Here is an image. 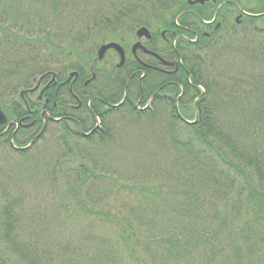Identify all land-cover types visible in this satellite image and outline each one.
I'll list each match as a JSON object with an SVG mask.
<instances>
[{"label":"trees","instance_id":"16d2710c","mask_svg":"<svg viewBox=\"0 0 264 264\" xmlns=\"http://www.w3.org/2000/svg\"><path fill=\"white\" fill-rule=\"evenodd\" d=\"M175 10L172 0H0V108L18 122L0 126V264H264V28L219 52L211 38L179 36L185 68L169 86L150 71L140 89L96 58L101 43L128 46L138 26L170 16L193 37L174 26ZM70 70L81 105L67 108L66 89L62 107L20 97L40 75ZM139 96L152 100L145 112ZM46 108L59 121L15 150L12 138L33 139ZM42 199L55 211L36 207Z\"/></svg>","mask_w":264,"mask_h":264},{"label":"flooded vegetation","instance_id":"af4514ba","mask_svg":"<svg viewBox=\"0 0 264 264\" xmlns=\"http://www.w3.org/2000/svg\"><path fill=\"white\" fill-rule=\"evenodd\" d=\"M184 4L185 6L183 9L176 12L178 15L175 18H182L185 21L184 24L181 25V28L194 35V41L197 42L198 45L203 43L202 39L204 37L208 38V33H215L228 27H230L229 30H231L233 27L232 25H243L244 23L252 22L255 19L264 20V0H240L238 2L235 0H199L195 4H190L188 0H185ZM196 22L197 26H194ZM145 27L148 30V36L144 35L143 37L138 38L140 40L139 43L143 48L155 52L159 56V59L155 55L145 52L142 47H138L130 59L131 65L127 68V71L137 76L140 84L143 79H146L147 81L151 74L150 71L163 75L166 77L165 82L169 83L171 79L175 78V75L180 70H175L176 66L183 64V57L180 55L179 48L172 44L174 39L171 37L175 34V30L172 31L169 27L164 26L159 30L160 38H158L154 25ZM166 62H172L173 64L167 65ZM78 76L77 73L70 82L66 83L68 85L63 83L60 84L62 80L59 81V77L55 76V83L50 84V86L45 88L44 92L41 94L44 104L52 101L54 107H62L65 103L62 104L60 101L58 102L59 97L62 95H59L60 88L67 86L69 91L72 92L73 84L75 82L79 83ZM88 78L82 82V90H84L87 85L85 82ZM47 82L42 84V87H44ZM48 90H53V92H49ZM72 94L73 92L70 93V98L61 99L67 103L68 109L74 107V103L72 102L76 103L77 101V106H79L83 101V95L80 97L77 94L74 98V95ZM95 98L96 97L94 96H89L86 105L90 107L91 100ZM142 98V96H139L136 102L139 104L142 101ZM113 100L114 98L110 99V101ZM109 104L110 103L107 105ZM48 116L50 115L48 114ZM64 118L72 120L70 113Z\"/></svg>","mask_w":264,"mask_h":264},{"label":"rangeland","instance_id":"374dc122","mask_svg":"<svg viewBox=\"0 0 264 264\" xmlns=\"http://www.w3.org/2000/svg\"><path fill=\"white\" fill-rule=\"evenodd\" d=\"M181 3H183L184 2V0H181L180 1ZM173 5V4H172ZM160 21H161V19L160 20H157V22H155L154 23V25L155 26H159V24H160ZM157 26V27H158ZM131 33V32H130ZM258 38V35H256V33H252V32H249L245 27H237V28H235L234 29V31L233 32H231L228 36H226L224 39H223V41H224V43L226 42V41H228L227 43H229L228 44V47H227V49H230L231 47H232V45H234V42H236L237 40H241V41H244V42H248V41H250V40H256ZM133 38V35L131 34V38H130V41H129V44H128V46H124V48H126V50L127 51H129V49H130V47H131V45L135 42V41H137V39H134ZM227 45V44H226ZM225 49V46H223V45H219L218 46V49H217V52H219V51H223ZM63 53H58V56H60V55H62ZM106 56H108L109 57V59H110V62H112L113 64L114 63H117V60H118V58H117V55H116V53L115 52H113V51H109L108 53H106ZM62 58V57H61ZM221 58L222 59H225V57L224 56H221ZM65 60H63V62H62V66H64L65 65V63H68L67 61V59L68 58H64ZM105 60V59H104ZM53 64H55V63H52L51 64V68L53 69V70H56V69H58L59 68V66L60 65H57V64H55V65H53ZM99 64V63H98ZM71 71V70H70ZM120 71V70H119ZM123 72H125V69H123L122 70ZM121 72V71H120ZM122 72V73H123ZM49 80V79H48ZM32 84V83H31ZM33 85V84H32ZM36 96H37V94L36 95H33V96H26V97H28L27 99H29V100H31V101H33L35 98H36ZM10 100H13V101H17V93H16V96H14V95H11V96H9V95H7L6 96V98H5V103L7 104V103H9L10 102ZM18 102H20V104L21 105H23V103L21 102V100H19ZM114 124H119V118H118V116H116L115 118H114ZM99 123V122H98ZM95 124V123H94ZM96 124H97V122H96ZM41 142V143H40ZM39 142V144H37V145H47L48 143H50V142H52L51 141V134L50 133H48V134H46V137H44V139L42 140V141H40ZM36 145V146H37ZM38 148V147H37ZM39 149H41V147H39ZM39 149L37 150V151H35L34 150V153L36 154V153H38L39 152ZM5 163H6V159H1L0 158V166H4L5 165ZM47 197V196H46ZM50 199V198H49ZM47 200V199H46ZM45 202H46V204H45ZM44 202V199H42L41 201H37V203H36V207H41V208H43L44 207V205H48V209L50 210V211H55V209H54V206H57V200H54V201H52V202H49V201H45Z\"/></svg>","mask_w":264,"mask_h":264},{"label":"water","instance_id":"95a60500","mask_svg":"<svg viewBox=\"0 0 264 264\" xmlns=\"http://www.w3.org/2000/svg\"><path fill=\"white\" fill-rule=\"evenodd\" d=\"M199 0H194L193 2H198ZM148 34V31L146 30V28L142 27L140 29H138V31L136 32V35L138 37H141L142 35H147ZM148 36V35H147ZM138 47H141L140 46V43H135L132 45L131 49H132V52H134L136 50V48ZM108 49H113L115 50L119 57H120V61L118 63V65H121L123 64L124 62V50L123 48L118 44V43H115V42H109V43H105V44H102L99 48H98V51H97V54H98V58H102L104 53L108 50ZM144 49V48H142ZM6 122V116L3 114V112L1 111L0 109V124ZM27 148V147H26ZM24 149V148H23Z\"/></svg>","mask_w":264,"mask_h":264},{"label":"bare ground","instance_id":"6f19581e","mask_svg":"<svg viewBox=\"0 0 264 264\" xmlns=\"http://www.w3.org/2000/svg\"><path fill=\"white\" fill-rule=\"evenodd\" d=\"M181 0H172V4L175 6V7H179V6H181L182 5V3L180 2ZM235 1H240V0H235ZM244 1V0H243ZM242 2V1H241ZM263 25V24H262ZM194 26H197V23L194 25ZM193 26V27H194ZM196 28V27H195ZM209 34V36H208V38H211V39H213V42H216V43H219L218 45H223V46H225L226 45V43L227 42H225L224 43V41H222L221 40V38H219L218 36H217V34L215 33H208ZM185 66V64H180V65H178V66H176V68H175V70L177 69H183V68H185L184 67ZM174 70V69H173ZM164 85H166V86H169V84L168 83H164ZM199 90H200V92L201 93H203L204 92V90L201 88V87H197ZM163 92H165L166 94L165 95H170L171 93L169 92V91H166V90H163ZM178 98H174V100H177ZM199 99V97H195L194 98V100H193V103H195L197 100ZM177 103V102H176ZM176 103H174L175 104V106L176 107H178L179 105L178 104H176Z\"/></svg>","mask_w":264,"mask_h":264}]
</instances>
